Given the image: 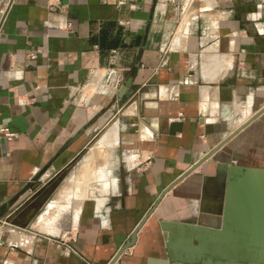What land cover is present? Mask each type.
<instances>
[{
  "label": "crops",
  "instance_id": "0c3cea01",
  "mask_svg": "<svg viewBox=\"0 0 264 264\" xmlns=\"http://www.w3.org/2000/svg\"><path fill=\"white\" fill-rule=\"evenodd\" d=\"M263 106L264 0H0V264H110L155 206L114 264H186L224 169L178 180Z\"/></svg>",
  "mask_w": 264,
  "mask_h": 264
},
{
  "label": "water",
  "instance_id": "95a60500",
  "mask_svg": "<svg viewBox=\"0 0 264 264\" xmlns=\"http://www.w3.org/2000/svg\"><path fill=\"white\" fill-rule=\"evenodd\" d=\"M132 79L133 78L130 77L126 81L125 85L121 88V96L126 93L128 87L131 85ZM257 127L261 128V130H263L264 132V106L260 108L247 122L240 126L236 131L226 137L217 146L212 148L202 159H200L186 174L182 175L178 180V182L182 180L206 160L216 162L219 168H222L226 171V189L225 199L223 202L221 227L217 229L202 226L195 228V230L201 232L200 236H195V240L199 241V245H197V251H195L194 253L186 252L187 254L185 256L187 257H180L176 258L175 260H173V257L169 255V260L171 263L179 261L186 264H264V261L258 262L257 260L246 256L243 251L244 247L250 246V243L253 242L255 235L252 236V230H250V227H244L242 224V220L244 218L243 215L245 214V208H243L242 201V198L244 196V191L242 189L243 185L239 186L238 184L231 182L233 170L238 168L264 169V163L255 162L242 165L240 163L241 156L239 154H225L231 148L234 149L236 146L238 147V145L241 144L244 139L252 138L256 133L255 131L257 130ZM83 131L84 130L78 132L72 138H70L68 142L63 146L61 152L66 150L83 133ZM228 143H230V148L228 146L226 147ZM171 188L172 187H170L167 192ZM247 193V196H249V194L252 192L248 191ZM32 200L33 198L29 200L27 204ZM156 207L157 206H155V208ZM154 209L151 210V212L142 219L140 224L131 235V238L122 246V248L119 250L118 254L110 264H114L119 256L127 248L132 247L136 243L138 232L141 230L142 226L147 221ZM36 213L37 207H33L31 209L30 215L28 216V219L34 216ZM253 219L254 224H256V221H259L256 220V217ZM240 251L242 254H240Z\"/></svg>",
  "mask_w": 264,
  "mask_h": 264
},
{
  "label": "bare ground",
  "instance_id": "6f19581e",
  "mask_svg": "<svg viewBox=\"0 0 264 264\" xmlns=\"http://www.w3.org/2000/svg\"><path fill=\"white\" fill-rule=\"evenodd\" d=\"M232 172L231 182L236 183L239 186L243 185L242 189L244 191V196L242 198V201L243 208H245V214L243 215L244 218L242 220V224L244 227H250V230H252V236L255 235L253 242L250 243L249 247H244L243 251L246 256L257 260L258 262H262L264 261V169L238 168L233 170ZM248 191L252 192L250 193L252 196L250 194L249 196H247ZM255 217L256 220H259L256 221V224L253 223V218ZM180 227L182 228V226ZM183 228H186V230H188L191 227ZM181 234L182 241L186 244V241H188L185 238L188 235L187 231L185 232L183 229V232H181ZM200 235L201 232L196 230L194 236ZM190 242L192 243V238ZM197 249L198 247L196 246V248L192 249V251L187 250V252L194 253L195 251H197ZM185 250L186 249L182 247V253L180 252L181 257H187L185 256L187 254ZM240 254H242L241 251Z\"/></svg>",
  "mask_w": 264,
  "mask_h": 264
},
{
  "label": "rangeland",
  "instance_id": "374dc122",
  "mask_svg": "<svg viewBox=\"0 0 264 264\" xmlns=\"http://www.w3.org/2000/svg\"><path fill=\"white\" fill-rule=\"evenodd\" d=\"M108 125L109 124H107V126H106V128L108 127ZM95 142V141H94ZM94 144H92L90 147H92ZM257 140H253L252 141V143H251V147L250 148H247L244 152H245V154L246 153H250L249 155H250V157L252 156H254V154H255V152H256V149H257ZM251 160V163H252V160L253 159H250ZM257 163H262L261 161H258ZM243 165V164H242ZM219 179H222L223 181H221L222 183H221V185H219L220 187H219V189H218V187H216L215 189H216V193L214 194L215 196V199H217L218 200V202H219V200H222L221 201V203H220V207H222L223 208V202H224V199H225V189H226V171L225 170H221L220 172H219ZM71 191H74V189L72 188L71 189ZM74 192H76V190L74 191ZM220 196V197H219ZM216 201V200H215ZM52 204V203H51ZM54 206V205H53ZM52 206V207H53ZM45 212H46V210H45ZM48 212H49V210H48ZM195 244H196V246L197 245H199V241H196L195 242ZM232 264H234V263H232Z\"/></svg>",
  "mask_w": 264,
  "mask_h": 264
},
{
  "label": "built area",
  "instance_id": "2783aa9c",
  "mask_svg": "<svg viewBox=\"0 0 264 264\" xmlns=\"http://www.w3.org/2000/svg\"><path fill=\"white\" fill-rule=\"evenodd\" d=\"M54 6H55V4L51 3L49 9L54 10L55 9ZM31 56L33 58H36L37 54L33 53ZM14 137H15V133L13 131H11L8 127H0V141L2 139H6L8 141H11V140H13Z\"/></svg>",
  "mask_w": 264,
  "mask_h": 264
}]
</instances>
